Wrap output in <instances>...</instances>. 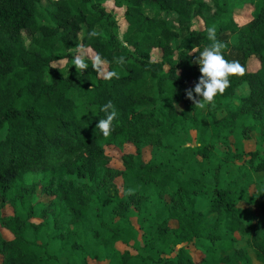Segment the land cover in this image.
<instances>
[{
  "label": "trees",
  "instance_id": "trees-1",
  "mask_svg": "<svg viewBox=\"0 0 264 264\" xmlns=\"http://www.w3.org/2000/svg\"><path fill=\"white\" fill-rule=\"evenodd\" d=\"M112 1L122 39L100 32L118 20L95 0H0V264H264V223L248 214L264 213V0ZM124 43L133 54L118 61ZM80 48L98 61L53 65ZM254 134L261 148H236ZM127 145L113 167L107 147ZM236 160L248 169L226 178Z\"/></svg>",
  "mask_w": 264,
  "mask_h": 264
},
{
  "label": "rangeland",
  "instance_id": "rangeland-1",
  "mask_svg": "<svg viewBox=\"0 0 264 264\" xmlns=\"http://www.w3.org/2000/svg\"><path fill=\"white\" fill-rule=\"evenodd\" d=\"M97 3H103L108 10L112 11L114 13V15L116 16L117 20H118V26L117 28L113 29V30H101L100 32H102L103 34H108L111 31H114L116 33H118V35L120 36V38L122 39L123 36V32L125 31V26L126 23L124 21L123 18V12L124 9L123 8H119L117 6L114 5L112 0H95ZM148 11L151 10V5L147 4ZM253 5L249 2L245 3L243 5V7H241V9L239 11H237L236 13V18L239 21V24L242 25L244 23H246L252 16L253 13ZM86 29L84 27V30L81 32L80 36L82 37L85 33ZM186 31V28L183 29V32ZM23 38L25 41L26 46H28L31 42V36L27 31H23ZM222 38L224 39H228L230 38V35L227 33L222 35ZM132 51L131 49L124 43L121 51L117 54V60L121 61L122 59H124L127 56L132 55ZM237 53H232V62L233 65L235 67V69L238 68L239 66V58L236 55ZM153 59L155 60H159L161 57L160 51L158 49L153 50L152 53ZM206 53H204L202 55V57L200 59H196L194 61V66L196 67V69L198 70L201 67V63L203 62V60L206 58ZM85 59H90L92 61H98V59L96 58V55L90 50V49H77V51L75 52V56L73 58V60L68 63L67 59H61V60H57L55 62H53V65L55 67H59V68H63L65 73L69 74V73H80L81 68L83 66V60ZM257 60L256 59H251L248 63V68L252 69L253 65L255 63L256 65ZM101 66H102V75L106 74V64L104 62H101ZM242 67V64H241ZM52 74V72H49L47 77H49V75ZM241 91L242 93H246L248 91V84L247 82H243L241 85ZM200 111L203 113V116H205V113L207 112L206 107H201ZM5 136V132H0V137H4ZM180 138L182 140H185L187 142L188 146H194L196 144V132L195 131H190L188 133L182 134L180 136ZM236 148L240 151H249V150H253L255 148H261V144L258 142L257 140V136L256 134H254L253 139L252 140H244L240 137V135H238L236 137ZM135 150V148L133 146L127 145L124 149H119L116 147H107V153L111 156V165L117 169H123V161H122V156L125 153H129V152H133ZM144 158L146 160H148L150 158V148H146L144 150ZM185 169L187 168L188 164L192 162L193 158H194V153L192 150H188L185 153H183L180 156ZM246 169H248V166L246 165V162L244 160H236L235 162L231 163L229 165V170L228 173L226 174V178H232L240 173H242L243 171H245ZM264 176V173H256L255 177L256 179H260ZM185 177H188L187 172L185 171ZM115 183L118 185V187L120 188V190L122 191V186H123V179L122 177H118L115 180ZM175 186H170L171 189H173ZM40 199L44 200V201H49L50 196L48 195H41ZM109 200V195L106 192H102L100 195L95 197V202L97 203H102L104 201ZM197 208L198 209H206L205 206V201L204 200H200L197 204ZM11 207L7 206L3 209L4 213H10ZM248 214H256L260 216V222L264 223V213L262 212V208L260 206V203H257L256 205L250 206L248 207ZM140 217V219L143 221L144 225L147 226V223L145 222V216L144 215H137V213H134V216L132 217V220L136 223L137 222V217ZM214 218V217H213ZM0 230L3 232V234L6 237H10V234L8 231H6L4 228L0 227ZM117 247L120 248L121 250H125L126 248H128L126 245H124L123 243H118ZM132 249V248H131ZM89 264H105V263H99L97 261L94 260H89Z\"/></svg>",
  "mask_w": 264,
  "mask_h": 264
},
{
  "label": "crops",
  "instance_id": "crops-1",
  "mask_svg": "<svg viewBox=\"0 0 264 264\" xmlns=\"http://www.w3.org/2000/svg\"><path fill=\"white\" fill-rule=\"evenodd\" d=\"M253 67H255V64H254V66Z\"/></svg>",
  "mask_w": 264,
  "mask_h": 264
}]
</instances>
